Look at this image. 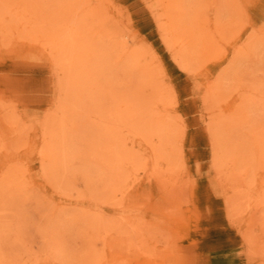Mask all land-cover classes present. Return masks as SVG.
<instances>
[{"label":"rangeland","instance_id":"obj_1","mask_svg":"<svg viewBox=\"0 0 264 264\" xmlns=\"http://www.w3.org/2000/svg\"><path fill=\"white\" fill-rule=\"evenodd\" d=\"M0 264H264V0H0Z\"/></svg>","mask_w":264,"mask_h":264},{"label":"bare ground","instance_id":"obj_2","mask_svg":"<svg viewBox=\"0 0 264 264\" xmlns=\"http://www.w3.org/2000/svg\"><path fill=\"white\" fill-rule=\"evenodd\" d=\"M3 237V236H2ZM36 250V249H35Z\"/></svg>","mask_w":264,"mask_h":264}]
</instances>
